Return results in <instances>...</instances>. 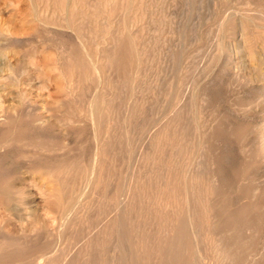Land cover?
Segmentation results:
<instances>
[{"label": "rangeland", "instance_id": "rangeland-1", "mask_svg": "<svg viewBox=\"0 0 264 264\" xmlns=\"http://www.w3.org/2000/svg\"><path fill=\"white\" fill-rule=\"evenodd\" d=\"M260 56L264 0H0V264H113L111 226L128 264H264Z\"/></svg>", "mask_w": 264, "mask_h": 264}, {"label": "bare ground", "instance_id": "bare-ground-1", "mask_svg": "<svg viewBox=\"0 0 264 264\" xmlns=\"http://www.w3.org/2000/svg\"><path fill=\"white\" fill-rule=\"evenodd\" d=\"M241 36H242V35H241ZM240 41H241V40H240ZM239 45H240V44H239ZM241 50H243V48H242ZM244 59H245V58H244ZM262 59H263L262 56H260V61H261ZM261 62L264 63V60H262ZM245 63H247V62H244L243 64H245ZM247 65H249V64H247ZM252 65H253V64H252ZM254 65H256V64H254ZM261 65H262V63H261ZM263 66H264V65H263ZM254 67H255V66H254ZM256 67L259 68V66H256ZM256 67H255V68H256ZM252 68H253V67H252ZM257 68H256V69H257ZM13 88H14V87H13ZM22 92H23V91H22ZM23 96H24V95H23ZM180 101H181V100H180ZM94 104H95V103H94ZM90 111L92 112V117H93L94 119H98V118H96V117H98V116H95V113H96L95 110L93 109V110H90ZM4 116H5V114L3 115V117H4ZM2 119H3V118H2ZM175 119H178V117H175ZM181 120H182V118H181ZM0 121H1V119H0ZM94 121H95V120H94ZM96 121H97V120H96ZM177 121H180V118H179V120H177ZM97 122H98V121H97ZM175 122H176V121H175ZM181 122H182V121H181ZM181 122H179V124H181ZM183 123H184V122H183ZM177 124H178V123H177ZM177 124H176V125H177ZM178 126H179V125H178ZM184 126H185V125H184ZM180 127L182 128V125H181ZM181 128H180V129H181ZM106 130H107V129H106ZM182 130H183V128H182ZM182 130H181V131H182ZM106 133L108 134L107 131H106ZM179 133H180V130H179ZM179 133H178V135H179V137H180L181 134H183L184 132L181 133V134H179ZM107 134H106V135H107ZM109 134H110V132H109ZM182 137H183V136H181V138H182ZM106 138H107V137H106ZM181 138H179V139H181ZM108 140H109V139H108ZM110 140H111V139H110ZM177 141L179 142V140H177ZM101 142H102V143H101L102 145H103V143H105L103 140H102ZM110 142H111V141H110ZM107 143H108V142H107ZM109 144H111V143H109ZM175 144H176V143H175ZM102 145H101V146H102ZM105 145H107V144H105ZM177 145H178V143H177ZM177 145H175V147H176ZM180 145H181V144H180ZM103 147H104V146H103ZM175 147H174V148H175ZM180 147H181V146H179V148H180ZM183 147H184V146H183ZM105 148L107 149V147H105ZM105 148H102V147H101V152L104 153V151L106 150ZM177 148H178V147H177ZM177 148L175 149V151H177V153H178L179 150H182V149H183V148H181V149H177ZM104 149H105V150H104ZM103 150H104V151H103ZM173 150H174V149H173ZM106 151H107V150H106ZM109 152H110V151H109ZM181 152H183V151H181ZM174 153H176V152H174ZM177 153H176V155H177ZM179 154H180V153H179ZM181 154L183 155V153H181ZM103 155H105V154H102V156H103ZM106 155H107V154H106ZM182 155H181V156H182ZM178 156H180V155H178ZM104 157H105V156H104ZM177 159H179V158H177ZM101 160H103V159L101 158ZM179 160H182V159H179ZM218 163H219V162H218ZM51 164H52V163H51ZM56 164H57V163H55V164L53 163V166H54L55 168H58V164H57V165H56ZM50 166H51V165H50ZM179 166H180V168H182V167H181V164H180ZM198 166H200L199 163L196 164V167H198ZM51 167H52V166H51ZM177 168H178V167H177ZM182 169H183V168H182ZM196 173H197V172H196ZM196 173H195V174H196ZM221 173H222V170H220L219 167H218L217 172H216V174H214L212 180H213L214 182L218 181V182L221 183L222 180H223V176L221 175ZM178 174H179V173H178ZM180 174H182V173H180ZM195 174H194V176H191V177H190V180H189L190 183L188 182V185H187V180L185 179V180H186V184H185V188H186V190H184V192H185V195H184V196H185V197H184V204H182V205H186L187 210H189L188 212H187V210L185 211V213H187V216L184 215V217H187V218H186L187 221L190 220V223H189V224H191V222L195 220V219H193V220L190 219V218H193V217L191 216V214H192V212H194V211H192V212H190V211H191V208H192L194 205H203V204H204V205L210 206V205H212V202H211V201H216V200H217V199L214 200V197H218V196H211V197L204 198L205 195H204V197H203V196H201V195H198V193H195V189H196L197 191L199 190V189H198V186L196 185V177H197V176H196ZM175 175H176V172H175ZM212 175H213V174H212ZM176 179H177V177H176ZM216 183H217V182H216ZM180 185H181V184H180V182L178 181V186H179L178 189H179V190H180V189L182 190V188L180 187ZM217 185H218V184H217ZM217 185H215V187H216ZM221 185H222V184H221ZM223 185H224V184H223ZM212 186H213V184H212ZM191 187H192V193H193V192H194V193H193V195H191V196L189 195V196H188V193H190ZM217 187H218V186H217ZM217 187H216V188H217ZM213 190H214V189H213ZM7 191H8V189H7ZM182 191H183V190H182ZM180 192H181V191H180ZM24 193H25V192H24ZM8 195H9V194H8ZM211 195H212V194H211ZM214 195H216V193H214ZM209 196H210V195H209ZM218 198H219V197H218ZM7 200H9V199H7ZM220 202H221V201H220ZM220 202H218V203H220ZM177 203H178V202H177ZM216 203H217V201H216ZM223 203H224V202L222 201L220 204H223ZM6 204H7V203H6ZM178 205H180V202L178 203ZM182 205H181V206H182ZM224 205H227V204L225 203ZM12 206H13V205H12ZM12 206H11V207H12ZM174 206H177V205H174ZM218 206H219V205H218ZM222 206H223V205H222ZM179 207H180V206H179ZM182 207H183V206H182ZM184 207H185V206H184ZM194 207H197V206H194ZM194 207L192 208V210L194 209ZM219 207H221V206H219ZM9 208H10V207H9ZM9 208H8V209H9ZM180 208H181V207H180ZM180 208H179V209H180ZM10 209H12V208H10ZM176 209H177V208H176ZM181 210H182V209H181ZM177 211H179V210H177ZM11 212H12V210H11ZM179 212H181V211H179ZM182 212H183V210H182ZM182 212H181V213H182ZM177 213H178V212H177ZM193 214H194V213H193ZM193 214H192V215H193ZM212 215H213V214H212ZM214 215H215V214H214ZM179 216H180V215H179ZM193 216H194V215H193ZM209 216H210V215H209ZM242 216H243V215H242ZM175 217H176V216H175ZM177 217H178V216H177ZM177 217H176V218H177ZM194 217H195V216H194ZM212 217H214V216H212ZM239 217H240V216H239ZM214 218H215V217H214ZM222 218H223V217H221V219H222ZM240 218H241V217H240ZM240 218H239V219H240ZM173 219H174V218H173ZM177 219H179V220H178V222H179V221H180V218L178 217ZM211 219H213V218H211ZM223 219H225V218H223ZM236 219H237V218H236ZM171 220H172V219H171ZM210 221H211V220H210ZM215 221H216V220H215ZM215 221H214V222H215ZM181 222H182V221H181ZM212 222H213V221H212ZM171 223H173V220L171 221ZM174 223H175V222H174ZM179 223H180V222H179ZM195 223H196V222L194 221V224H195ZM216 223H217V222H216ZM117 224L120 225V223H118V222H117ZM180 224H181V223H180ZM180 224H179V225H180ZM182 224H183V222H182ZM182 224H181L180 226H178L177 234H176V233H175L176 235L173 234V235L176 236V237L173 238V236L170 235L172 238L169 236V239H168V237L165 236L166 233H164L165 235L163 234V235L165 236V238H166V241L164 242V244H166V246H169V245L172 244V246H174L175 250H177L176 247H175V244H176V245H177V244L179 245V243H184V241H185V240H184V234L186 233L187 230H186L185 233H184L183 225H182ZM184 224H185V223H184ZM192 224H193V223H192ZM194 224H193V226H195ZM217 224H218V223H217ZM118 225L116 226V228L122 226V225H120V226H118ZM177 225H178V224H177ZM123 226H124V225H123ZM123 226H122V227H123ZM222 226H224V224H222ZM109 227H110V226H108L107 228H109ZM111 227H112V228H109L110 230L112 229V232H111V233H114V236L116 235V237H117V234L119 235V237L122 236V237L120 238V241H122V242H126V241H123V236H124V235H122V233H121V234L119 233V231H120L122 228H121L120 230H116V229L114 228L116 231L113 232V227H115V226H111ZM169 227H170V226H169ZM189 227H190V226H189ZM195 227H196V226H195ZM224 227H225V226H224ZM130 228H131V227H130ZM167 228H168V227H167ZM171 228H172V227H171ZM222 228H223V227H222ZM217 229H218V228H217ZM229 229H230V228H229ZM224 230H225V229H224ZM105 231H106V230H105ZM226 231H227V228H226ZM106 232H107V231H106ZM121 232H123V231L121 230ZM168 232L170 233V231H168ZM175 232H176V230H175ZM189 232H191V230H189L187 233H189ZM116 233H117V234H116ZM191 233H192V232H191ZM216 233H217V232H216ZM226 233H227V232H226ZM107 234H108V233H107ZM107 234H106V235H107ZM128 234H129V233H128ZM134 234H135V233H134ZM170 234H172V233H170ZM149 235H150V234H149ZM187 235H189V234H187ZM222 235H223V233H222ZM110 236H111V235H110ZM125 236H126V235H125ZM133 236H134V235H133ZM146 236H148V235H146ZM191 236H193V234H192ZM116 237H115L116 240H114V241H115V244L113 245L114 249H112V250H113V251H112L113 253H114V251H115L116 254H115V253H114V254L116 255V257L113 258L112 256H115V255H112V254H111V255H112V256H111L112 259H114V260L116 261V262L114 261V263H118V264H128L129 262H134V261H135L134 256H135V257H137V256H136V254H135L134 256L132 255V256H133V259H134V261H132V260H131L132 256L130 255L131 250H129V249H131L130 247L133 246V245L131 244V242H133V241L130 242V244H131L132 246L128 247L129 249L126 250V248L123 247L121 243L119 244V239H118V237H117V238H116ZM126 237H127V236H126ZM126 237H124V239H125ZM128 237H129V236H128ZM131 237H132V236H131ZM140 237H141V236H140ZM148 237H149V236H148ZM186 237H187V236L185 235V239H186ZM193 237H194V236H193ZM106 238H107V237H106ZM149 238H150V237H149ZM160 238H161V236H160ZM165 238H164V239H165ZM213 238H214V237H213ZM224 238H225V235H224ZM109 239H110V237H109ZM129 239L131 240L130 237H129ZM162 239H163V237H162ZM187 239H188V237H187ZM187 239H186V240H187ZM5 240H6V239H5ZM103 240H106V239H103ZM134 240H136V239H134ZM145 240H146V239H145ZM158 240H159V239H158ZM158 240H157V242H158ZM160 240H161V239H160ZM181 240H184V241H183V242H180ZM226 240H227V239H226ZM114 241H113V243H114ZM140 241H141V240H140ZM147 241H149V240H147ZM227 241H229V240H227ZM4 242H5V241H4ZM4 242H3V243H4ZM91 242H92V241H91ZM91 242H90V243H91ZM103 242H104V241H103ZM107 242H108V241H107ZM157 242H156V243H157ZM231 242H232V241H231ZM3 243L1 244V246L3 245ZM93 243H94V242H93ZM134 243H135V242H134ZM134 243H133V244H134ZM141 243H142V242H141ZM143 243H144V242H143ZM7 244H8V243H7ZM94 244H96V246H97V243H96V242H95ZM94 244H93V245H94ZM153 244H154V243H153ZM162 244H163V242H162ZM162 244L160 243L159 245H161V246L163 247V250H164V249L166 248V246H163L164 244H163V245H162ZM173 244H174V245H173ZM184 244H185V246H186V242H185ZM216 244H217V243H216ZM223 244L226 245V243H223ZM231 244H232V248H233V247H236L237 242H232ZM231 244H230V246H231ZM4 245H5V244H4ZM86 245H87V244H86ZM88 245H89V244H88ZM120 245L122 246V248L120 247ZM157 245H158V244H157ZM178 245H177V246H178ZM181 245H182V244H181ZM225 245H224V246H225ZM239 245H240V243H239ZM91 246H92V245H90L89 247L91 248ZM125 246H126V245H125ZM221 246H222V245H221ZM2 247H3V246H2ZM86 247H87V246H86ZM155 247H156V246H155ZM159 247H160V246H159ZM162 247H161V248H162ZM164 247H165V248H164ZM170 247H171V246H170ZM182 247H183V245H182ZM238 247H241V246H238ZM90 248H89V249H90ZM95 248H96V247H94V249H92V248L90 249V250L93 251V254H92V255H94V252H95L94 250H96ZM156 248H158V247H156ZM161 248L159 249L160 251H161ZM177 248H179V246H178ZM183 248H184V247H183ZM0 249H1V247H0ZM87 249H88V248H87ZM89 249H88V251H89ZM122 249H123V250H122ZM166 249H167V248H166ZM166 249H165V250H166ZM184 249H186V247H185ZM184 249H182V250H184ZM220 249H221V248H220ZM225 249H226V248H225ZM235 249H236V248H235ZM85 250H86V248H85ZM128 250H129V252H128ZM159 250L157 249V252H158ZM163 250H162V252H163ZM167 250H171V248H168ZM167 250H166V251H167ZM227 250H229V249H227ZM233 250H234V249H233ZM254 250H255V249H254ZM263 250H264V249H263ZM96 251H97V250H96ZM118 251H119V252H118ZM132 251L134 252V249H132ZM172 251H173V249H172ZM85 252H86V251H85ZM85 252H84V253H85ZM112 252H111V253H112ZM117 252H118V254H117ZM127 252H128V253H127ZM133 252H131V254H132ZM155 252H156V251H155ZM164 252H165V251H164ZM227 252H228V251H227ZM229 252H230V251H229ZM10 253H11V252H10ZM88 253H89V252H88ZM90 253H91V252H90ZM90 253H89V254H90ZM158 253H159V255H161V256L163 255V254H161L160 252H158ZM158 253H156V254L158 255ZM167 253H171V252H170V251H169V252H166V253H165L166 255H165V256L163 255V256L166 257V258H167V256L169 255V254L167 255ZM232 253H235V252H231V254H232ZM236 253H237V252H236ZM236 253H235V254H236ZM261 253H262V251H261ZM86 254H87V253H86ZM119 254H120V255H119ZM249 254H250V253H249ZM251 254H253V252H252ZM258 254H259V253H258ZM159 255H158V256H159ZM11 256H12V255H11ZM161 256H160V257H161ZM163 256H162V257H163ZM224 256H225V255H224ZM240 256H241V255H240ZM240 256L238 255V257H240ZM89 257H90V255H89ZM89 257H88V259H89ZM111 257H110V260H111ZM160 257H159V258H160ZM162 257H161V258H162ZM225 257H227V256H225ZM232 257H233V256H232ZM234 257L237 258V255H235ZM234 257H233V258H234ZM258 257H259V256H258ZM11 258H12V257H11ZM90 258H91V257H90ZM157 258H158V257H157ZM86 259H87V258H86ZM92 259H94V257H92L90 260H92ZM188 259H189V258H188ZM254 259H255V257L253 256L252 260H254ZM108 260H109V259H108ZM185 260H186V259H185ZM238 260H239V258H238ZM88 261H89V260H88ZM183 261H184V259H183L182 261L179 260V262H178L177 264H183ZM187 261H188V260H187ZM190 261H191V260H190ZM259 261H260V260H259ZM259 261H258V262H259ZM99 262H100V261H99ZM110 262L113 263V260L110 261ZM137 262H138V261H137ZM137 262H136V263H137ZM188 262H189V261H188ZM251 262H252V261H251ZM261 262H262V261H261ZM9 263L11 264L12 262H9ZM9 263H8V264H9ZM114 263H113V264H114ZM259 263H260V262H259ZM44 264H45V263H44ZM131 264H132V263H131ZM160 264H161V263H160ZM261 264H262V263H261Z\"/></svg>", "mask_w": 264, "mask_h": 264}]
</instances>
